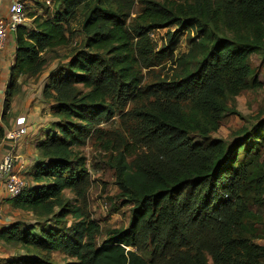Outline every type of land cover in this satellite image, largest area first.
<instances>
[{"label":"trees","instance_id":"16d2710c","mask_svg":"<svg viewBox=\"0 0 264 264\" xmlns=\"http://www.w3.org/2000/svg\"><path fill=\"white\" fill-rule=\"evenodd\" d=\"M54 2L61 9L53 16L17 30L3 121L19 79L40 75L44 56L68 46L74 13L94 4L82 23L84 51L52 73L44 89L59 121L38 146L43 162L30 174L35 186L11 201L15 210L75 222L39 232L21 222L3 229L4 248L34 254L4 264H51L47 258L57 252L74 260L67 264H264V114L243 118L230 141L211 139L230 99L264 86L251 65V56L264 51V0L150 1L130 25L134 3L125 14L102 0ZM186 33L192 50L175 55ZM145 72L165 77L146 84ZM80 85L89 91L83 94ZM130 102L135 146L118 152L115 169L131 222L98 246L99 226L65 192L86 200L90 177L78 149L96 138L108 150L99 127ZM4 137L0 127V142ZM143 237L152 247L150 261L129 250Z\"/></svg>","mask_w":264,"mask_h":264},{"label":"rangeland","instance_id":"374dc122","mask_svg":"<svg viewBox=\"0 0 264 264\" xmlns=\"http://www.w3.org/2000/svg\"><path fill=\"white\" fill-rule=\"evenodd\" d=\"M150 1L161 4L184 2V0H102V5H113L117 8H121L126 14L128 12L127 7L134 3L133 9L130 12V17L126 19L127 25H130L141 13L145 3ZM28 3L30 11L29 21L26 23V26L29 29H34V21L36 19L44 20L48 16H53L56 11L61 9V7L55 5L54 0H32ZM92 5L94 4L88 3L85 11V6H83L79 9L80 12L77 11L74 13L75 17L71 19L67 29V36L70 40L68 46L59 48L44 56L47 65L43 72H47V74L50 72V74H52L59 71L61 68H66L79 51H84L85 37L82 33V23L86 13L91 9ZM188 38L189 33H186L185 36L181 38V41L176 48L175 55L190 53L192 45L189 44ZM160 46L161 43L159 44V47ZM196 63L197 61L191 62L193 68ZM251 65L255 70L259 81L264 84V51H260L251 56ZM144 74L146 84L157 80L158 76L162 77V79L165 77L162 73H159L156 76H150L147 72ZM48 79L49 83V76ZM78 88L83 94H86L89 91L82 85ZM19 94L20 92L15 95L13 101ZM47 104H50L51 106L53 105L51 101L47 102ZM19 105V109H22L23 104ZM133 108L134 104L131 102L128 103L125 105L124 109H122L121 115L117 114L110 122L99 127L100 130H103L105 133V138L111 142L108 150L103 149L96 138L89 139L85 147L78 149L80 156L85 159V165L90 177V188L85 197L86 200L83 202H77L74 194L70 191L65 192L66 201H68L71 206L82 208L85 216L99 226L100 234L96 239L98 246L106 240L107 235L110 232L126 230L131 222V207L130 205L123 203V200L120 198L117 185L118 176L115 167L117 165L116 158L118 152L123 151L125 147H128L129 152H132V149L135 146V142L131 137V128L134 127V122L128 116ZM229 110L230 112L227 113L223 119L221 128L217 133L211 135V139H225L230 141L233 134L244 125L243 118L247 119L258 113L264 114V86L259 89L248 90L242 93L239 97L230 99ZM231 111L237 114L231 113ZM56 131L57 128H53V132ZM141 152L142 150L138 151V153ZM132 158L133 157L129 158L130 162L132 161ZM261 162L264 167V155L261 158ZM7 203L9 206L12 205L11 201ZM6 213L7 212H3L2 215H6ZM58 213L59 210H56V214ZM8 218L12 221H16V223L21 222L27 228L35 227L37 232H39V227L42 228L43 226H48L62 229L75 222V219L72 216H68L64 223H59L54 215L39 217L29 212H19L15 210L9 212ZM129 250L142 254L148 259V261L153 258L151 256L152 247L150 246L147 237L141 239L139 247L129 248ZM5 251L8 253L9 258L3 260L5 263L8 261L20 260L23 257L32 258V255H34L30 254L27 250H24L21 246L6 247ZM47 259L51 264H67L74 261L58 252L53 253L51 257H48ZM210 263L212 264L211 261Z\"/></svg>","mask_w":264,"mask_h":264},{"label":"crops","instance_id":"0c3cea01","mask_svg":"<svg viewBox=\"0 0 264 264\" xmlns=\"http://www.w3.org/2000/svg\"><path fill=\"white\" fill-rule=\"evenodd\" d=\"M14 1L16 0H2L0 10L4 17H8V8ZM29 1L31 0H26V2ZM16 52V34L11 33L5 48L0 51V127L5 129V137L0 142V163L8 154L15 153L26 166V177L30 185L35 186L30 179V174L43 162L39 155L38 146L49 135L55 133L53 132V128H56L58 120L52 114L53 105L47 104L43 93L48 84V76L50 77L51 74L50 72L48 74L47 72H43L35 77L24 76L19 79L21 87L20 94L13 101L12 110L8 118L9 121L7 124L4 123L3 112L5 100L9 92L11 71L14 66ZM19 104H23L22 109H19ZM20 117L27 119L28 134L14 148L13 144L6 139V135L15 127L16 121ZM7 202L10 201L7 200L5 193H2L0 196V232L16 223V221L10 219L11 217L8 218L9 212L15 209L13 205L9 206ZM3 212H7V216L2 215ZM5 259H9L8 253L0 241V264L5 263L3 262Z\"/></svg>","mask_w":264,"mask_h":264},{"label":"built area","instance_id":"2783aa9c","mask_svg":"<svg viewBox=\"0 0 264 264\" xmlns=\"http://www.w3.org/2000/svg\"><path fill=\"white\" fill-rule=\"evenodd\" d=\"M1 2L2 0H0V5ZM29 11V3L23 0H16L10 4L8 17H4L0 10V51L5 48L11 33L16 34L21 26L27 27ZM27 124V119L20 117L15 127L7 133L6 139L13 144L14 148L18 146L21 139L27 136ZM29 186L25 164L15 153L8 154L0 163V196L5 193L7 200L12 201L21 196Z\"/></svg>","mask_w":264,"mask_h":264},{"label":"water","instance_id":"95a60500","mask_svg":"<svg viewBox=\"0 0 264 264\" xmlns=\"http://www.w3.org/2000/svg\"><path fill=\"white\" fill-rule=\"evenodd\" d=\"M23 1H26V0H23Z\"/></svg>","mask_w":264,"mask_h":264}]
</instances>
